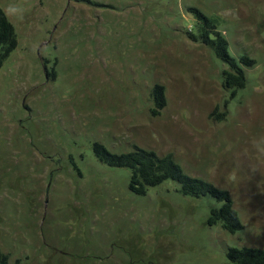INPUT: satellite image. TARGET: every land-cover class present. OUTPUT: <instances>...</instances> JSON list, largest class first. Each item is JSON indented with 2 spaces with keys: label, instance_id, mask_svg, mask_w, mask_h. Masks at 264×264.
I'll list each match as a JSON object with an SVG mask.
<instances>
[{
  "label": "rangeland",
  "instance_id": "obj_1",
  "mask_svg": "<svg viewBox=\"0 0 264 264\" xmlns=\"http://www.w3.org/2000/svg\"><path fill=\"white\" fill-rule=\"evenodd\" d=\"M18 46L0 68V250L10 264H230L264 249V0H0ZM215 20L245 89L197 35ZM55 77V78H54ZM167 106L154 117L155 86ZM226 113L222 121L211 115ZM135 148L172 154L227 191L244 229L211 226L222 203L173 181L145 196L100 162Z\"/></svg>",
  "mask_w": 264,
  "mask_h": 264
},
{
  "label": "trees",
  "instance_id": "obj_2",
  "mask_svg": "<svg viewBox=\"0 0 264 264\" xmlns=\"http://www.w3.org/2000/svg\"><path fill=\"white\" fill-rule=\"evenodd\" d=\"M191 12L196 18L197 35H190V38L211 49L215 56L227 66L228 69L223 72V87L225 90L235 89L236 91L232 94L234 97L237 90L245 89L247 85L243 67H252L256 61L248 56H243L239 60L233 58L229 53L227 39L217 31L215 20L206 17L196 9H191ZM17 46L15 27L0 8V68ZM152 97L155 103L152 115L158 117L167 106L165 88L155 86ZM211 117L215 121H222L226 118V113L218 115L214 113ZM94 153L104 164L131 171L129 189L133 194L145 196L150 188L157 187L166 181H173L181 186V193L185 196L200 198L210 195L222 203L219 209L212 211L209 220L211 226L221 224L222 228L230 234H236L244 229L230 194L205 180L185 174L172 154L159 156L154 151L139 148L126 154H113L101 144L94 146ZM227 257L230 264H264V249L233 248L228 251ZM0 264H10L9 257L1 250Z\"/></svg>",
  "mask_w": 264,
  "mask_h": 264
},
{
  "label": "clouds",
  "instance_id": "obj_3",
  "mask_svg": "<svg viewBox=\"0 0 264 264\" xmlns=\"http://www.w3.org/2000/svg\"><path fill=\"white\" fill-rule=\"evenodd\" d=\"M20 10L18 9V8H16V7H10L9 9H8V12H6V15L8 14V13H18Z\"/></svg>",
  "mask_w": 264,
  "mask_h": 264
}]
</instances>
